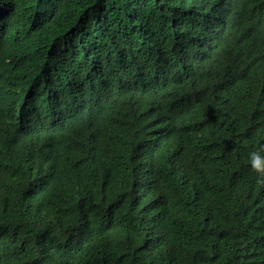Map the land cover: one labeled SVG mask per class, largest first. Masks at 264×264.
<instances>
[{
    "label": "trees",
    "instance_id": "16d2710c",
    "mask_svg": "<svg viewBox=\"0 0 264 264\" xmlns=\"http://www.w3.org/2000/svg\"><path fill=\"white\" fill-rule=\"evenodd\" d=\"M0 264H264V0H0Z\"/></svg>",
    "mask_w": 264,
    "mask_h": 264
},
{
    "label": "clouds",
    "instance_id": "9594fccd",
    "mask_svg": "<svg viewBox=\"0 0 264 264\" xmlns=\"http://www.w3.org/2000/svg\"><path fill=\"white\" fill-rule=\"evenodd\" d=\"M21 115H20V107H19V109H17L11 121V126L17 130H19L20 128Z\"/></svg>",
    "mask_w": 264,
    "mask_h": 264
}]
</instances>
